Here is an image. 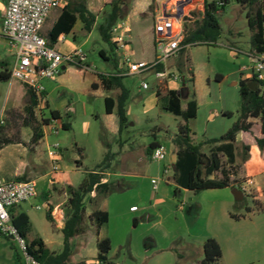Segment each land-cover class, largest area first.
<instances>
[{
  "label": "rangeland",
  "instance_id": "1",
  "mask_svg": "<svg viewBox=\"0 0 264 264\" xmlns=\"http://www.w3.org/2000/svg\"><path fill=\"white\" fill-rule=\"evenodd\" d=\"M163 1L168 0H153L149 15L153 17L155 10L163 7ZM243 1H225L222 35L216 44L188 47L178 58L168 63L169 69L182 77L189 78L191 71L197 76L194 92L199 94L198 99L193 96L192 87L183 90L184 81L176 84V88L182 94L183 109L187 108L191 100L200 102L199 115L189 121V126L192 129L193 144L201 145V152L206 154H210L219 145L209 141L222 138L238 121L242 105L240 81L244 76L252 75L253 31L248 17L251 5L244 4ZM146 2L143 0L144 4ZM250 2L252 13L255 14L262 0ZM132 4L133 0H127L126 10ZM193 12L194 20L187 23L188 26L203 18L202 8L196 7ZM104 15L101 14V19ZM147 16L148 14L146 18ZM151 20L150 25L153 24ZM50 27L51 24L46 23L42 29L45 38ZM147 35L146 42L150 41L147 52L152 54V33L149 31ZM88 37L86 32L79 34L77 43L82 45L79 47L82 56L76 58V64L66 66L59 83L51 82L47 85L50 91L49 97L47 96L50 110L59 109L64 121L72 127L70 130L60 128L59 133L54 136L50 133L52 136L48 138V142L61 143L63 160L72 170L74 184L80 187L91 172L100 171L98 166L105 156H111L109 167L103 169L106 182L111 183L110 193L104 199L97 194L86 197L81 232L72 243L73 261H96L98 242L109 238L112 249L107 258L112 263L198 264L205 256L204 243L214 238L221 244L223 251L219 264H264V184L259 187L256 178L242 173L250 149L247 150L242 143H236L237 156L234 164H230L226 155H221L223 166L230 173L235 188L248 178L255 181L251 193L244 195L243 200L235 199L232 188L199 192L185 190L173 180L174 168L169 173L172 181L168 182L164 169L176 158L174 140L179 126L185 124L182 118L165 109L172 87L161 90L154 109H149L146 99L155 91V78H145L150 83V90H142V76L126 78L125 85L130 92L127 116L129 122L119 134L117 114H106L105 99L118 98L120 91L111 95L92 89L93 86L96 88L92 82L98 74L114 72L112 63L103 59L101 51L107 52L113 61L117 56V49L113 41L112 44L103 41L98 27ZM14 63V50L0 37V74L11 72ZM17 82L15 80L12 86L0 80V111L11 109L23 99L28 101L27 90ZM261 89L264 93V86ZM25 104L23 102L20 108L5 111L6 124L0 141L5 146L24 144L29 161L37 154L42 156L41 170L44 168L43 172H46L49 167L46 142L43 140L34 144L31 130L28 135L23 136L25 141L21 140L18 133L26 130L24 120L28 116ZM50 110L45 107L47 116H50ZM36 113V117L41 120L37 110ZM65 113L71 114V117ZM253 122L250 133L253 137L260 136L261 120L254 119ZM251 136L242 135L240 138L252 142ZM155 141L162 143L167 150L166 159L160 163L153 161L148 152ZM26 164L32 166L31 163ZM20 177L31 179L28 175ZM212 178L220 180L223 174L217 172ZM153 179H159L158 189L152 184ZM41 207L40 210H30L32 231L27 241L41 238L47 242L51 251L61 253L64 247L62 228L55 221H48V207L42 204ZM132 207H136L137 211L133 212ZM64 209V217H67L68 209ZM96 210H104L109 214V222L100 229L91 217ZM0 264H22L17 243L2 234Z\"/></svg>",
  "mask_w": 264,
  "mask_h": 264
},
{
  "label": "trees",
  "instance_id": "2",
  "mask_svg": "<svg viewBox=\"0 0 264 264\" xmlns=\"http://www.w3.org/2000/svg\"><path fill=\"white\" fill-rule=\"evenodd\" d=\"M223 3L222 6L220 4ZM242 3L250 4L251 11L248 15L249 26L253 31L252 46L257 53L264 52V0L255 11L252 13V3L250 0H244ZM226 2L205 0L203 18L199 21L193 22L192 26H185V38L183 41L185 52L188 47L198 46L201 44H216L222 35V15ZM110 11L104 15L98 30L104 42L112 44L111 31L113 27L125 18L129 10H126L127 0H112ZM194 13L190 17H194ZM78 21L84 24V30L91 33L97 21V16L91 13L83 3H78L76 7H66L49 32V44L57 43L59 36L62 34L69 35L74 30ZM101 56L105 60H109L104 51H101ZM183 68H180L182 70ZM189 78L183 76L184 88L183 90L192 87V94L195 96L194 83L195 74L190 72ZM102 86L106 91H120L118 98L107 97L105 99L106 114L108 116L117 114L119 120L120 134L127 127L129 119L126 112V104L130 97V92L123 83L125 77L114 74L105 75L98 74ZM10 72H2L0 80L7 82L11 79ZM220 79V77H218ZM257 84V90L253 91L250 84ZM264 84L260 83L256 78L241 79L240 81V94H241V111L238 121L233 127L220 139L210 140L209 143L219 144L216 148L212 149L210 154L201 152V145H194L192 142V129L189 126V121L196 119L198 115V103L195 100L189 101L187 109L182 106V94L177 90H170L168 93V101L166 104V111L173 114L178 118H182L185 124H181L178 128V134L174 140L176 147L177 161L175 163V174L173 180L175 183L189 191H203L208 189H225L235 188L231 180V175L225 170L221 155L227 156L230 164L236 161V142L237 135L240 132L249 133L254 123L250 119L261 120V132L263 137L257 140L258 147L264 154V93L261 89ZM27 87V86H26ZM94 87V86H93ZM28 93L31 97V104L27 107L26 112L31 117L33 123V143L37 144L44 138V127L49 126L52 120L61 119L60 113L51 111V120H36L33 115V110L37 107L38 100L36 95L31 89L27 87ZM190 91V90H189ZM46 98L45 106L49 109L47 100V93L44 94ZM232 116V114H228ZM66 130L70 129L64 125ZM159 144L153 142L149 147V154L158 147ZM248 150L249 146L244 145ZM111 156L107 154L103 162L98 166L100 171H93L84 180L80 187H74L71 184L66 186L68 194V201L66 207L68 215L66 218L65 226L62 229L64 235V247L61 253L51 251L45 241L41 238H35L29 243L30 253L33 254L43 264H87L86 262H74L71 258L72 243L75 237L81 232V225L86 212L85 199L88 195L96 193L97 196L103 199L108 196L111 189L110 182H103L104 171L109 167ZM80 164V163H78ZM217 172H222L223 178L218 180L212 178ZM21 181H26L20 178ZM15 226L20 231L21 235L27 239L32 231V223L28 214L21 212L15 215L11 211ZM46 217L48 221L54 222L52 216V209L49 208ZM91 217L96 221L98 229L109 222V214L103 210H96L92 213ZM99 233V232H98ZM99 253L98 260L108 261L107 255L112 249L111 240L103 238L98 242ZM204 258L198 264H219L223 257V251L219 242L210 238L204 243Z\"/></svg>",
  "mask_w": 264,
  "mask_h": 264
},
{
  "label": "built area",
  "instance_id": "3",
  "mask_svg": "<svg viewBox=\"0 0 264 264\" xmlns=\"http://www.w3.org/2000/svg\"><path fill=\"white\" fill-rule=\"evenodd\" d=\"M63 0H9L2 23V37L15 52V63L11 73L12 79L25 84L36 95L38 104L36 110L41 120H45L44 109L46 98V81H56L61 76L64 67L76 64V58L82 56V50L77 49L70 54H62L53 48L42 35V29L51 13L63 8ZM205 0H168L157 11L154 24L155 58L152 61H137L129 54L130 39L128 26L117 23L112 31V41L122 56L123 73L120 76H142V90H150L146 77L156 80L155 92L167 89L171 84H181L183 77L169 69L168 63L182 53L185 38V26L191 23L190 17L196 7L204 10ZM223 3L220 4L222 6ZM252 77L264 84V52L255 53L252 58ZM184 86V84H183ZM5 124L3 114L0 116V127ZM57 127H50L49 133L58 134ZM47 155L50 162L49 181L55 183L62 172L63 148L60 142L49 146ZM151 157L155 162H163L167 150L163 145L156 147ZM172 167H165L164 174L168 182ZM152 184L158 189L159 179H153ZM255 186V181L248 178L238 184L237 188L244 195H249ZM37 180H6L0 179V234L14 240L22 255V264H43L30 253L29 243L15 226L11 211L16 206L34 200L38 197ZM38 209H42L38 206ZM137 211V208H133ZM87 264H116L109 261L96 260Z\"/></svg>",
  "mask_w": 264,
  "mask_h": 264
},
{
  "label": "crops",
  "instance_id": "4",
  "mask_svg": "<svg viewBox=\"0 0 264 264\" xmlns=\"http://www.w3.org/2000/svg\"><path fill=\"white\" fill-rule=\"evenodd\" d=\"M8 1L9 0H0V37L3 40H4V38L2 37V23H3V17L5 14V11H6L7 6H8ZM63 1L65 2L64 7L54 10L46 22L47 24L48 23L51 24V27L48 30V33L46 35L47 40H48L49 32L52 30L53 26L56 24V22L58 21V19L60 18V16L62 15V13L66 7L74 6V8H75L78 3H83L91 13H93L94 15L97 16V21H96L91 33L85 31L84 30V24L81 21H78L71 34L60 35L57 43L51 45L57 51L66 55V54H70V53L74 52L75 50L79 49V47L82 46V45H78V43H77V39H78L79 34L83 35V32H86L89 35V37H91L94 34L95 29L102 22L101 14H103V13L107 14L110 11V5L109 4L111 3L112 0H63ZM146 1L147 2L144 4L143 0H133V4H132L131 8L129 9V13L125 17V21H122V20L119 21V23H125L129 28V30H128L129 39H130L129 54H131L133 59L137 60V61H152L155 58L154 34H153L154 27H153V25L155 24V16H156L157 11L159 9L157 8L155 10V13L153 14V17H152V15H149V9H150V6H151L153 0H146ZM165 3L166 2L163 1L162 5H164ZM147 14H148V16L146 18ZM149 19L150 20L152 19L151 21L153 24L150 25ZM149 31L152 33V39H151L152 50H153L152 54L147 52L149 47H150V41L146 42L147 37H148L147 34ZM116 52H117V56L114 58L113 61H111V58L108 55V53L105 52V55L109 60H105V59L104 60L106 62L112 63V67L114 69V72L113 73L102 72V74H105V75H114V74L122 75V73H123L122 56L118 50H116ZM252 52H254V53H251V61H252L254 54L256 53L255 50H253ZM145 57H148V59H144ZM65 69H66V67H64V70ZM61 77H62V74L58 78V80H56V81H46L45 82L46 93H47L48 97H49L50 91H49V86L47 87V85L51 82L59 83L62 80ZM123 77H125L123 79V83L125 85V79L128 77H126V76H123ZM251 78H252V75L244 76L242 79L245 80V79H251ZM14 81H15V79L11 78L9 81H7L5 83H10L13 86ZM197 82H198V79H197V76H195L194 89L197 86ZM17 83H19V85L24 86L25 89L27 90V87L25 84H23L20 81H18ZM92 84H94L96 87V88L92 87V89L96 90L97 92L98 91L99 92L105 91L107 94L111 93V95H113L114 93H118V91H119V90L110 91V92L106 91L103 88L101 80L99 79V77L95 78L94 81L92 82ZM169 86L172 87L171 90H177L176 84H171ZM195 91H196V89H195ZM160 95H161V93L159 95H157L155 91L152 94H150L146 99L147 108L154 109V105H156L157 100H158ZM27 96H28L27 102H25L24 99L20 102H16L15 105H13L11 107V109H13V108L15 109L16 107L20 108L21 104L24 102V103H26L25 104L26 105L25 110H26L27 107L31 104V97L28 93V90H27ZM195 97L197 99L199 98V94L197 92L195 93ZM128 102H129V99H128L127 104H126L127 116H129ZM48 104H49V101H48ZM198 107H199V110H198V115H199V112L201 110L200 102H198ZM11 109H5V110L3 109L2 111H0V116L3 114L4 120H5L6 119L5 118L6 117L5 111L11 110ZM49 110H50V104H49ZM51 111L59 112L61 119L52 120V122L49 126L44 127V138L41 141L44 140L46 142V145H47L46 150L47 151H48L49 146L53 144V143L48 142V138L50 136H52L49 133V132H51V131H49L50 127H53V126L57 127L59 129L58 133L60 131V128H63L64 130H66L64 128V125H66L70 129L72 128L69 123L64 121L63 114L59 109L50 110V116H47L46 112H44L45 120H47V119L51 120ZM33 113H34L33 117L36 120L41 121L36 117V115H37L36 108L33 110ZM26 114L28 116L27 112H26ZM65 114L68 117H71V114H69V113H65ZM115 114L116 113H114L111 116H114ZM226 114H231V113L226 112ZM253 120L254 119H250L251 122H253ZM116 122L118 123V133L120 134L118 117H116ZM24 123L26 125V130L18 132L19 135L22 137L21 138L22 141H25L23 136L26 134L28 135L30 130L32 131V134H34L33 127H32L33 121H32L30 116L25 118ZM5 124H6V122H5ZM5 124L0 127V135L5 129ZM252 130H253V128H252ZM54 135H56V134H53V136ZM242 135L244 137H246V135L251 136L252 133L240 132L237 135V142L236 143H242V144L250 147V151L247 154L246 161L242 167V171H243L242 173L256 178L257 185L259 187H261L264 184V154L261 151V149L258 147L257 140L262 138L263 134L261 132L260 136H256V137H253V135H252L251 136L252 142L251 141H243L240 138ZM32 142H33V135H32ZM40 142H38V143H40ZM155 142L158 143L159 145H162V143H160L159 141H155ZM23 145L24 144H22V143H17L15 145L5 146L4 144H2V141H0V179L19 180L20 178H24V177H20L21 175H28L31 179H25V178L24 179L25 180H33V179L37 180L38 193L39 194H38V197L35 198L34 200H31V201L25 202L19 206H16L15 208L12 209V212L15 215H17L21 212H24V213L28 214L30 217V210L38 209V206H41V204H42V206L48 207L47 208L48 210H49V208L52 209V216H53L54 221L59 226H61V228L63 229L65 226V222H66L65 218H67L66 215L64 217V213H65L64 207L66 208V204L68 201V194L66 192V186L68 184H71L74 187H77L73 181V177L71 174L72 170H70L67 167V165L65 164L64 160H62V172L57 176V180L55 183H53V184L50 183L49 176H48L49 171H50L49 158H48L49 167L46 169V172H43L44 168L41 170V167H42L41 162L43 161L42 160L43 157L38 156V154H37L29 161L27 150ZM46 157H48V155ZM176 161H177V154H176V158L171 162L169 161L170 163H168L167 166L172 167V169L173 168L175 169ZM26 163H31L32 166L29 167L28 164H26ZM104 181L106 182L107 180L103 179V182ZM95 194L96 193H93L92 197H94ZM133 208H136V207H132V209ZM30 220H31V217H30ZM45 243H46L47 247L49 249H51L50 246L47 244V242H45Z\"/></svg>",
  "mask_w": 264,
  "mask_h": 264
},
{
  "label": "water",
  "instance_id": "5",
  "mask_svg": "<svg viewBox=\"0 0 264 264\" xmlns=\"http://www.w3.org/2000/svg\"><path fill=\"white\" fill-rule=\"evenodd\" d=\"M250 88L253 91H256L257 90V84H255V83L254 84H250ZM232 193H233V195H234V197H235L236 200H243L244 199L243 192L241 190H239L238 188H232Z\"/></svg>",
  "mask_w": 264,
  "mask_h": 264
}]
</instances>
